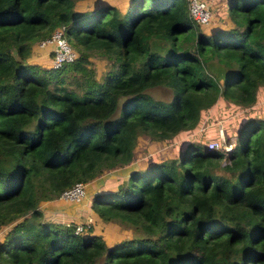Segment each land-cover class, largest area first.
I'll list each match as a JSON object with an SVG mask.
<instances>
[{"label":"trees","instance_id":"16d2710c","mask_svg":"<svg viewBox=\"0 0 264 264\" xmlns=\"http://www.w3.org/2000/svg\"><path fill=\"white\" fill-rule=\"evenodd\" d=\"M78 1L0 0V264H264V0H223L231 24L209 32L187 0ZM60 25L76 57L29 62ZM90 54L106 61L98 77ZM257 99L232 147L196 135L222 100L239 109ZM139 136L169 152L135 163ZM109 173L125 178L98 191ZM76 181L128 236L108 245L90 225L81 235L43 220L39 203Z\"/></svg>","mask_w":264,"mask_h":264},{"label":"rangeland","instance_id":"374dc122","mask_svg":"<svg viewBox=\"0 0 264 264\" xmlns=\"http://www.w3.org/2000/svg\"><path fill=\"white\" fill-rule=\"evenodd\" d=\"M103 0H93L94 4L97 3H101ZM114 1V3H117V5H121L122 0H111ZM206 3H208L209 5V9H210V13L211 11H213V15L211 21L206 24V25H201L200 27L204 30L209 32L210 29L214 26V25H218V26H222V27H228L231 22L228 18V14L225 10V6L223 4V0H204ZM91 2L89 3V6H97L94 5ZM80 5V4H79ZM80 7L82 9H87L84 8L83 4L80 5ZM215 17V18H213ZM151 45V49L159 52L160 54H167L169 51V48L167 47V45H165L162 41L157 40V39H152L150 42ZM43 50L39 47L38 42L34 43L32 45L30 54H29V59L30 56L33 59L32 56L35 57L36 53L42 54ZM46 53V52H44ZM48 55L50 54L49 52H47ZM46 53V54H47ZM42 55L41 59L42 61H47L48 60V56L47 55ZM89 61L90 64L93 66V68L95 69L96 72V76L98 77L100 74H102V72L106 69V61L104 58L100 57L99 55H89ZM46 63V62H45ZM50 63V62H49ZM48 65V63H46V65H41V67H46ZM207 71L209 73H211L212 75H220L223 72V66L216 64L214 61H211L207 64ZM219 79H221V75L217 76ZM152 94L155 97H161V98H167L168 94L167 92L164 91L163 88L161 87H157L154 88L152 90ZM223 102H219L218 105L213 106L209 111L206 110L204 112H202V127H204L205 125V129H207L206 133H204L205 131H197L196 135H206L207 138H212L215 137L217 140H219V136L217 135V129L219 127L220 130L224 129V132L222 134V140L218 141V149L223 150V148H225L227 145V147H232L236 142L237 139L235 138L236 136H234L235 134L233 133V128L235 127V124L238 122L239 119V115L241 114V111L243 112H248L250 110V108H254V109H259L261 108V102L263 103V100L260 99V101L257 99L255 101V103L253 105H251L250 107H242L238 106V108H236L235 106L230 108L228 106V104L224 103V100H222ZM120 103V100H119ZM242 109V110H241ZM218 120L217 124L216 123ZM213 121V123H212ZM200 123V124H201ZM204 123V125H203ZM203 134H202V133ZM222 132V131H221ZM201 133V134H198ZM226 133H231L232 137H226L225 134ZM194 136V135H193ZM206 139V138H204ZM208 142L211 140H207ZM206 142V144L208 143ZM169 152V146L167 143H163V142H156V141H147V139L143 138V137H138L137 139V144L135 147V158H134V162L135 163H140L142 162L144 159H147L151 156H164ZM221 163H223L221 161ZM105 177V176H104ZM121 177H119L117 174H108L103 180L101 185L99 186V191H108V190H113L115 189V187L118 186V184L121 183ZM89 196L85 195V197L83 198V200L79 203H70L71 205H68L69 202H67V206L66 209H70L69 211H71L72 209V213L68 212L70 214H74L77 210H85L87 209L88 206V201H89ZM49 200H55L56 202L58 201L57 197L49 199ZM48 200V201H49ZM61 201V200H60ZM60 203V202H58ZM61 204V203H60ZM74 209V210H73ZM81 212V211H80ZM104 223H111V222H104ZM115 223V222H114ZM117 224V223H116ZM106 226V225H105ZM110 229H115V232H113V230H110V233L108 231V228L106 226V234L109 235V237H107L108 240V245H111V243H115L116 241H119L121 238L126 237L125 234L128 235V233L126 231H123L120 227L119 224L112 225L109 224L108 225ZM102 225L98 224L97 222H94V229L97 231L98 228H101ZM120 228V229H119ZM2 230H0V237ZM113 233V234H111ZM81 235H83L81 233ZM119 237V238H118ZM114 241V242H112Z\"/></svg>","mask_w":264,"mask_h":264},{"label":"built area","instance_id":"2783aa9c","mask_svg":"<svg viewBox=\"0 0 264 264\" xmlns=\"http://www.w3.org/2000/svg\"><path fill=\"white\" fill-rule=\"evenodd\" d=\"M189 16L199 25H206L210 20V9L204 0H187ZM64 25L55 27L49 36L38 41L39 47L48 48L50 53V67L59 68L61 65L72 61L76 57L75 51L71 48L65 37ZM219 140H222V132L219 129ZM219 140H211L207 147H217ZM229 146V145H227ZM223 148V150L229 147ZM86 182L76 181L69 187L63 189L57 196L58 200L69 203H79L85 197ZM90 220L74 222L73 232L83 233L89 227ZM66 222L65 225H68Z\"/></svg>","mask_w":264,"mask_h":264},{"label":"crops","instance_id":"0c3cea01","mask_svg":"<svg viewBox=\"0 0 264 264\" xmlns=\"http://www.w3.org/2000/svg\"><path fill=\"white\" fill-rule=\"evenodd\" d=\"M106 1H108L109 3H113V4H116L117 5V3H114V1H111V0H106ZM90 2L92 4H94L93 3V0H81V1H78V4H80V5L83 4L84 8L87 7V9H91L93 6H89V3ZM126 2H127V0H122L121 5L120 6L117 5V6H119V9H122L123 6L126 4ZM213 18H215V17H213ZM40 48L43 50L42 54L39 55V53H36L35 57L32 56L33 57V59H32L31 56H30V59L28 58V61L29 62H32V63H38L39 65H46V63H48L47 66H49L50 54L48 55V53H47L49 49L48 48H42V47H40ZM44 52H46L47 54L44 53ZM43 54L44 55L46 54L48 56V60L47 61H42L41 59H39V58L42 57ZM109 174H113V173H109ZM118 176L121 177V179H122L121 182H123V180H124L125 177H123L122 175H118ZM99 186H98V188H99ZM98 188H97V190L99 191ZM58 202H60L61 204L58 203ZM89 203H90V198H89V201H88L87 209L80 210L81 212L79 210H77L74 214L68 213V212H71L72 213V209H71V211H69L70 209H66L67 202H63V201H60V200H58L57 202L55 200L54 201L53 200L42 201V202L39 203V208H40V210L42 212L43 220L55 221V222H60L62 224H65L66 222L74 223V222H77V221H86L87 219H89L90 220V223L89 224H90V227H91V233L100 234L102 236V238L104 239V241L106 242V244H108L109 242L107 240V237H109V235L106 234V232H107L106 229L109 227L108 226L109 224H112V225H115V226L117 224L114 223V222H111V223H104V222H102L98 218V216L96 215V213L91 209ZM68 205H71V204L68 203ZM94 222L95 223L97 222L98 224L102 225V227L101 228H98L97 231L94 229ZM105 225L107 226V228H106ZM121 229L123 231H125L122 227H121ZM110 230H113V232H115V229L108 228L109 233H110ZM111 234H113V233H111ZM125 236H128V235L125 234ZM112 242H114V241H112Z\"/></svg>","mask_w":264,"mask_h":264},{"label":"water","instance_id":"95a60500","mask_svg":"<svg viewBox=\"0 0 264 264\" xmlns=\"http://www.w3.org/2000/svg\"><path fill=\"white\" fill-rule=\"evenodd\" d=\"M97 4H99V3H97ZM97 4H95V5H97Z\"/></svg>","mask_w":264,"mask_h":264},{"label":"clouds","instance_id":"9594fccd","mask_svg":"<svg viewBox=\"0 0 264 264\" xmlns=\"http://www.w3.org/2000/svg\"><path fill=\"white\" fill-rule=\"evenodd\" d=\"M218 131H219V129H218ZM219 135V134H218Z\"/></svg>","mask_w":264,"mask_h":264}]
</instances>
